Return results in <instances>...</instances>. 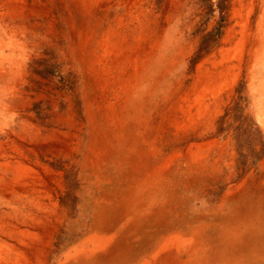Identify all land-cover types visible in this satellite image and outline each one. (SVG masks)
<instances>
[{
    "label": "rangeland",
    "instance_id": "obj_1",
    "mask_svg": "<svg viewBox=\"0 0 264 264\" xmlns=\"http://www.w3.org/2000/svg\"><path fill=\"white\" fill-rule=\"evenodd\" d=\"M0 72V211L38 228L32 264L108 255L135 178L264 184V0H0Z\"/></svg>",
    "mask_w": 264,
    "mask_h": 264
},
{
    "label": "bare ground",
    "instance_id": "obj_2",
    "mask_svg": "<svg viewBox=\"0 0 264 264\" xmlns=\"http://www.w3.org/2000/svg\"><path fill=\"white\" fill-rule=\"evenodd\" d=\"M2 36L16 46L15 35L3 32ZM7 101L21 103L16 97ZM8 164L0 162V168H7ZM15 170L21 175L31 168L19 161ZM230 182L234 183L219 195L218 188L212 190L204 179L172 178L163 171L135 178L130 199L125 198L122 205L116 206L112 248L104 258L94 256L89 262L99 264L102 259L100 264H264V184L259 191L247 192L236 180ZM0 212V249L12 253L16 264H32L37 256L38 249L33 245L38 241V228L11 223V214ZM16 236L22 238L21 247L11 243ZM8 260L0 256V264Z\"/></svg>",
    "mask_w": 264,
    "mask_h": 264
}]
</instances>
